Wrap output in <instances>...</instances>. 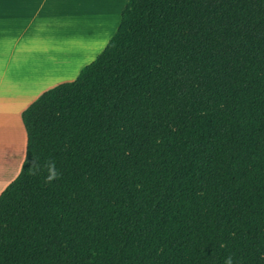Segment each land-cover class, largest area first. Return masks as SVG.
Returning <instances> with one entry per match:
<instances>
[{
	"label": "trees",
	"instance_id": "obj_1",
	"mask_svg": "<svg viewBox=\"0 0 264 264\" xmlns=\"http://www.w3.org/2000/svg\"><path fill=\"white\" fill-rule=\"evenodd\" d=\"M21 121L0 264H264V0H128Z\"/></svg>",
	"mask_w": 264,
	"mask_h": 264
},
{
	"label": "crops",
	"instance_id": "obj_2",
	"mask_svg": "<svg viewBox=\"0 0 264 264\" xmlns=\"http://www.w3.org/2000/svg\"><path fill=\"white\" fill-rule=\"evenodd\" d=\"M128 0H0V193L25 157L22 112L74 81L116 33Z\"/></svg>",
	"mask_w": 264,
	"mask_h": 264
},
{
	"label": "clouds",
	"instance_id": "obj_3",
	"mask_svg": "<svg viewBox=\"0 0 264 264\" xmlns=\"http://www.w3.org/2000/svg\"><path fill=\"white\" fill-rule=\"evenodd\" d=\"M42 172L47 173L44 178L48 183H51L60 177V172L54 162H45L43 165H41L39 162L34 161L30 168V174L40 175ZM224 264H233V258L231 255L226 257Z\"/></svg>",
	"mask_w": 264,
	"mask_h": 264
}]
</instances>
